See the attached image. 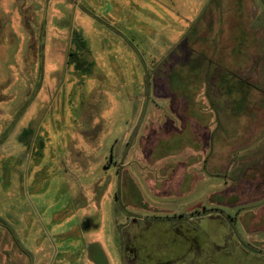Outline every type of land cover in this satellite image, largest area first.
I'll return each instance as SVG.
<instances>
[{
	"label": "rangeland",
	"instance_id": "obj_1",
	"mask_svg": "<svg viewBox=\"0 0 264 264\" xmlns=\"http://www.w3.org/2000/svg\"><path fill=\"white\" fill-rule=\"evenodd\" d=\"M228 1L0 0V264H264V198L223 195L264 193V96L207 94L261 59Z\"/></svg>",
	"mask_w": 264,
	"mask_h": 264
},
{
	"label": "crops",
	"instance_id": "obj_2",
	"mask_svg": "<svg viewBox=\"0 0 264 264\" xmlns=\"http://www.w3.org/2000/svg\"><path fill=\"white\" fill-rule=\"evenodd\" d=\"M227 6H231V7H228L229 8L228 9V11H229L228 14L229 15L230 14L234 15V14L238 13V14H244V15H248L249 16L248 17L249 19L247 21L245 20L244 23H242L243 27L241 28L240 25H242V24H239L237 29L240 30V31L251 32V34L253 36L258 34V42H257V44L259 46L256 43L255 44L253 43L252 47L253 46L254 47L255 46L259 47L257 52H259V55H260L261 59H259V66L256 67V68L254 67L255 62H253V60H254L253 59V55L254 54L253 55L250 54V59L247 57L248 59L247 58H243V59H241L239 61L237 60L238 61V62H236L237 63L236 66H238L237 68L238 69L243 68V73H244L243 77H240L237 74H235L234 70L231 69V68H228V67L222 66V65H220L218 63H214L213 61H210L211 62L210 69L213 72L216 70L217 75L215 76V80H213V73L209 77V72H207L206 79L210 82V84L208 85L207 94H214V91H215V94H218L219 97H220V95H222V96L223 95H225V96H233L232 98H230L229 102H231L232 100L235 101L234 95H236V93L238 92V93L243 95V100H242V102H239V103L237 102V104H239V105L236 104V101L235 102L233 101L234 104L232 105V107H230V109L232 108L231 110H233V111L241 110V109L242 110H244V109L246 110L248 108V106H249L248 98L250 97L251 94L259 93L260 95L264 96V85L258 86L255 83H250L248 81V80H251L253 78L257 79V78H261L262 77L264 79V68H263V65H264V11L261 8L259 0H229ZM229 22H230V20H229ZM231 28L232 29L229 30V31H232V32L237 31V30H235V26L231 27ZM254 38L255 37H253V39ZM253 50H255V49L253 48L252 51ZM244 55H247V54H244ZM256 55H258V54H256ZM167 69H168V71H166L165 73L167 75V78L169 79L170 90L171 89L175 90L174 94H186L187 90L184 89L185 86H186L185 83L178 82V78L179 77L177 78L176 75H175L176 73H178V71L176 70V67H172L170 65V66L167 67ZM249 73L251 75L250 77L248 76ZM183 85H185L184 88H182ZM210 90H211V93H210ZM199 93H201V91ZM199 93H198V90H197V94H199ZM260 103H261L260 107L264 109V105H262V100L258 102V104H260ZM243 104L246 105L244 109L242 108ZM216 111L219 112L220 109H216ZM249 135H250V132H248V134L245 136V139L248 138ZM245 139H244V137H242L240 139L238 138V141H237L238 145L236 147H241V146L245 145L246 142L248 143L249 140H250L249 139L248 141H245ZM202 159H203V156L201 157V160ZM263 162H264V160L260 163V165H262ZM196 165L198 166V163ZM199 168H201V170L204 171L202 162L199 163ZM215 174H220V173L219 172H215ZM248 175L249 174H246L244 176V178L241 179L240 184L238 186L233 187L234 190H231V189H233V188H231L229 190H226L223 193V195L225 194L228 197V199H232L233 195H236V197L238 198V200H236V202H238V203H236V204L241 205L242 207L251 204L252 201H254V200H259V199L264 198V193H263V194H261L260 196H258L256 198L248 199V201L242 200V198H241L242 195L239 194V190L236 189V188H238V187H240L242 185H245L244 184L245 179H246L245 177L248 176ZM227 191L229 192L228 194H227ZM228 203H231V202L228 201ZM217 210H219V212H221L220 209H217ZM209 214H207V215H209ZM192 217L193 216H191V218ZM263 243H264V240H262V242L260 244H263ZM242 245L245 246L244 243H242ZM134 251L135 250L131 251V254H135ZM129 262L132 263L133 260L129 261Z\"/></svg>",
	"mask_w": 264,
	"mask_h": 264
},
{
	"label": "trees",
	"instance_id": "obj_3",
	"mask_svg": "<svg viewBox=\"0 0 264 264\" xmlns=\"http://www.w3.org/2000/svg\"><path fill=\"white\" fill-rule=\"evenodd\" d=\"M204 211H208V210H204ZM205 214H207V213H205Z\"/></svg>",
	"mask_w": 264,
	"mask_h": 264
}]
</instances>
